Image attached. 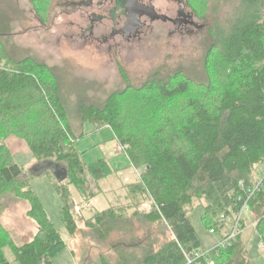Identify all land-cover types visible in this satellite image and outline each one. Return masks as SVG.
<instances>
[{
	"label": "trees",
	"instance_id": "16d2710c",
	"mask_svg": "<svg viewBox=\"0 0 264 264\" xmlns=\"http://www.w3.org/2000/svg\"><path fill=\"white\" fill-rule=\"evenodd\" d=\"M32 1L42 16L40 0ZM190 1L197 8L195 4L202 0ZM221 1L231 3L233 13L225 24L216 20L211 27L205 83L195 84L180 71L168 77L157 71L141 86L129 84L111 93L102 105L81 102L80 133L71 122L56 70L31 56L14 59L0 42V209L5 197L22 198L29 204L27 216L38 226L33 238L22 244L3 229L0 264H55L67 248L31 188L30 175L5 143L11 135L27 141L37 161L33 167L43 166L41 174H52L50 164L62 169L55 188L63 201L61 216L71 238L82 232L97 246L105 245L116 232L126 235L132 219L140 218L162 223L170 233L156 249L146 250L139 243L141 251L137 252L123 245L112 261L100 253L97 263L88 255L84 264H187L196 252L205 255L200 264L208 260L250 263V251L242 241L247 227L244 216L231 244L210 250L204 247L191 217L195 208L204 207L205 226L226 239L264 163V0ZM195 15L200 14L196 11ZM200 19L205 26V17ZM4 55L10 59L6 61ZM214 55L221 60L218 70ZM213 68L221 73L216 78L211 74ZM120 73L128 82L123 68ZM194 85L205 91H192ZM127 101L133 104L131 110L126 108ZM85 123H92L96 131L110 128L117 143L126 147L123 152L131 168H146L135 182L123 184L124 195L109 200L106 208L91 210L89 217H84L83 206L91 204L96 193L90 190L88 176L99 189L117 171L106 158L84 161L76 142L86 135L82 131ZM73 188L80 195L79 202ZM248 206L264 243V186L248 200ZM78 208L79 215L75 214ZM81 219L85 231L79 227Z\"/></svg>",
	"mask_w": 264,
	"mask_h": 264
},
{
	"label": "rangeland",
	"instance_id": "374dc122",
	"mask_svg": "<svg viewBox=\"0 0 264 264\" xmlns=\"http://www.w3.org/2000/svg\"><path fill=\"white\" fill-rule=\"evenodd\" d=\"M167 1L157 0L156 4L167 5ZM109 2L40 0L38 9L41 10L42 16H39L32 0H0L2 46L6 47L8 55L14 59L31 56L56 70L60 77L62 95L77 133L81 132V102L102 105L111 93L122 91L129 84L141 86L157 71L167 77L180 71L195 84L205 83L209 75L205 70V60L206 52L212 43V40H209L211 27L214 28L216 20L219 24H225L233 13L232 5L228 1L208 3L202 0L195 4L197 8L188 4L190 10L195 14L198 11L201 15H195L198 23H203L200 17H205L207 23L202 29L174 32L172 25L148 22L139 35L127 41L121 36L110 37L112 28L116 25L109 12L113 5ZM168 4L169 15L174 16L178 4L174 0L168 1ZM94 16H97V19H94ZM4 58L6 61L10 59L6 55ZM213 59H215L213 64L217 63L218 70L220 57L214 55ZM120 68L126 71L128 82L123 80ZM217 70L212 69L211 74L214 78L221 74ZM216 80L219 81L214 79ZM191 87L194 92L205 91L204 87H195V85ZM125 105L126 108L132 109V102L127 101ZM82 131L86 135L76 142V146L81 151L84 161L91 163L106 157L117 171L112 177L103 180L99 189L94 180L88 176L90 190L96 193L91 204L83 206L84 217H89L91 210L106 208L109 206V200L124 195L123 184L135 182L146 168L138 169V172L131 168L127 154L119 149L121 146L117 143L115 148L114 134L110 128L96 131L92 123H85ZM5 143L10 148L15 161L30 175L31 188L41 199L49 218L67 243V248L56 257L55 264H84V259L88 255L97 263L100 253H104L106 258L112 261L120 246L131 245L134 250L140 252L141 249L138 248L140 243L144 246L142 248L150 251L151 247L158 248L170 236L167 227L162 223L151 224L140 218V220L132 219L133 223H130L126 235L123 236V232H116L108 243L100 244L101 247L86 238L82 232L76 238H71L61 216L63 201L55 188V181L60 178L59 174L51 167L48 168L52 174H41L43 166L33 167L37 161L25 139L11 135ZM73 192L79 202L81 199L79 193L75 188ZM2 203L4 208L0 209L2 229L0 238H4L3 229H5L18 244L31 240L38 226L27 216L28 202L9 195L2 200ZM79 209H76L75 214L79 215ZM204 213V207L200 206L194 209L191 217L204 247L210 250L221 241V237L219 234H212L205 226L202 221ZM243 214L247 227L242 234V241L250 251L249 264H264V246L260 247L253 217L249 212ZM122 226L127 227L126 224ZM79 227L81 231H85L83 219L79 221Z\"/></svg>",
	"mask_w": 264,
	"mask_h": 264
},
{
	"label": "flooded vegetation",
	"instance_id": "af4514ba",
	"mask_svg": "<svg viewBox=\"0 0 264 264\" xmlns=\"http://www.w3.org/2000/svg\"><path fill=\"white\" fill-rule=\"evenodd\" d=\"M110 1L109 3L113 5L111 8L110 15L115 21V25L112 28L110 37L114 38L117 36L124 37L125 40L129 41L132 38L140 34L142 28L150 23L162 22L169 25H172L174 32H182L184 30H193L195 28L202 29L204 27L203 23H198L196 21V16L193 10L189 9L187 0H174L178 4V9L174 13V16L169 15V4L168 0L167 5L161 3L160 5L156 4L157 0H137L133 7V11L127 6V0H104ZM153 8V9H151ZM132 12L141 13L142 16L140 21V28L136 29L135 26L128 25L129 23V14ZM106 13V12H105ZM104 14V13H103ZM105 16V15H101ZM97 19V16H94V19ZM90 34L92 31L90 29Z\"/></svg>",
	"mask_w": 264,
	"mask_h": 264
},
{
	"label": "built area",
	"instance_id": "2783aa9c",
	"mask_svg": "<svg viewBox=\"0 0 264 264\" xmlns=\"http://www.w3.org/2000/svg\"><path fill=\"white\" fill-rule=\"evenodd\" d=\"M126 147H120L119 149L120 150H125ZM258 180L256 181L255 185L253 187H250L248 189V199L247 201L244 203L243 205V208L241 210V213L239 214L238 218H237V221H236V224L234 226V229L233 231L231 232V234L226 238V239H221V241L216 245H223V246H226V245H230L231 244V240L235 237L237 231H238V228L241 227V222H240V219L241 217L244 216V212H249V206H248V200L253 197L255 195V193H257L258 191L261 190V188H263L264 186V163L261 164L259 167H258ZM210 232L212 234L216 233L215 232V229L214 228H211L210 229ZM264 246V243L261 241L260 242V247H263ZM204 254L200 253V252H196L194 253V255L188 260L187 264H200V258L203 256ZM208 264H215V262L213 260H208Z\"/></svg>",
	"mask_w": 264,
	"mask_h": 264
},
{
	"label": "water",
	"instance_id": "95a60500",
	"mask_svg": "<svg viewBox=\"0 0 264 264\" xmlns=\"http://www.w3.org/2000/svg\"><path fill=\"white\" fill-rule=\"evenodd\" d=\"M136 2H137V0H127V6L129 7V9L132 10ZM151 9H153V8H151ZM132 11L129 14V23H128V25H132L133 24V26H135L136 29H139L140 28V25H139L140 23H136V22L140 21V18L142 16V14L141 13H137V12H132ZM47 167L53 168L54 171H56L59 174V176H61V174H63L62 169H60L57 164H50ZM41 169H43V167Z\"/></svg>",
	"mask_w": 264,
	"mask_h": 264
},
{
	"label": "crops",
	"instance_id": "0c3cea01",
	"mask_svg": "<svg viewBox=\"0 0 264 264\" xmlns=\"http://www.w3.org/2000/svg\"><path fill=\"white\" fill-rule=\"evenodd\" d=\"M114 142L116 143V145H115V148H116V146H117V141L116 140H114ZM122 153H124V152H122ZM106 158V157H105ZM106 159H108L109 161H110V159L109 158H106ZM111 162V161H110ZM112 164V163H111ZM34 165H35V163H34ZM136 172H138V170H136Z\"/></svg>",
	"mask_w": 264,
	"mask_h": 264
},
{
	"label": "bare ground",
	"instance_id": "6f19581e",
	"mask_svg": "<svg viewBox=\"0 0 264 264\" xmlns=\"http://www.w3.org/2000/svg\"><path fill=\"white\" fill-rule=\"evenodd\" d=\"M238 218V217H237ZM237 220V219H236ZM240 220H242V219H240ZM240 222H242V221H240ZM236 224V223H235ZM235 226V225H234ZM238 229H240V228H238ZM236 236V235H235ZM203 256H205V255H203ZM202 258V257H201ZM214 261V260H213ZM186 264V263H185Z\"/></svg>",
	"mask_w": 264,
	"mask_h": 264
}]
</instances>
